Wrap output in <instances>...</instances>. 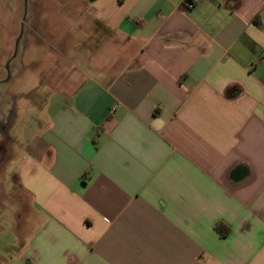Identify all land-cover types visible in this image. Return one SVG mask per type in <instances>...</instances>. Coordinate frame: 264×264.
Wrapping results in <instances>:
<instances>
[{"label":"crops","instance_id":"crops-1","mask_svg":"<svg viewBox=\"0 0 264 264\" xmlns=\"http://www.w3.org/2000/svg\"><path fill=\"white\" fill-rule=\"evenodd\" d=\"M23 4L60 83L7 264H264V0Z\"/></svg>","mask_w":264,"mask_h":264},{"label":"rangeland","instance_id":"rangeland-1","mask_svg":"<svg viewBox=\"0 0 264 264\" xmlns=\"http://www.w3.org/2000/svg\"><path fill=\"white\" fill-rule=\"evenodd\" d=\"M22 5L23 0H0V264H7L16 255L27 236L21 211L17 210L25 197L11 180L22 156L21 147L28 133L37 128L34 120L43 121L45 113L53 110L47 98L56 90L52 85L60 83L55 80L59 74L53 68L49 43L25 32L24 26L17 53L8 64L9 68L15 66L16 72L6 80V62L21 31ZM63 67L69 69L70 64L65 62Z\"/></svg>","mask_w":264,"mask_h":264},{"label":"water","instance_id":"water-1","mask_svg":"<svg viewBox=\"0 0 264 264\" xmlns=\"http://www.w3.org/2000/svg\"><path fill=\"white\" fill-rule=\"evenodd\" d=\"M24 2H26V0H24ZM23 20H24V16H23V18H22L20 34H19V35L17 36V38L15 39V49H14V52H13V55H12L11 58L15 57V54L17 53L18 42H19L20 37H21V35H22ZM9 61H10V59L6 62V67H7L8 71H9V68H8ZM10 72H11V71L8 72V77H7L6 80H8V78H9V76H10Z\"/></svg>","mask_w":264,"mask_h":264},{"label":"trees","instance_id":"trees-1","mask_svg":"<svg viewBox=\"0 0 264 264\" xmlns=\"http://www.w3.org/2000/svg\"><path fill=\"white\" fill-rule=\"evenodd\" d=\"M222 227H223V225H221L220 223H217V224L215 225L216 230H217L221 235L224 236L227 232H226V231H222Z\"/></svg>","mask_w":264,"mask_h":264},{"label":"flooded vegetation","instance_id":"flooded-vegetation-1","mask_svg":"<svg viewBox=\"0 0 264 264\" xmlns=\"http://www.w3.org/2000/svg\"><path fill=\"white\" fill-rule=\"evenodd\" d=\"M12 58H10V60H11ZM9 68V67H8ZM9 71H10V68H9ZM0 148H1V145H0Z\"/></svg>","mask_w":264,"mask_h":264}]
</instances>
